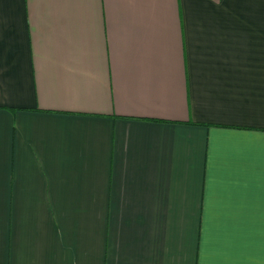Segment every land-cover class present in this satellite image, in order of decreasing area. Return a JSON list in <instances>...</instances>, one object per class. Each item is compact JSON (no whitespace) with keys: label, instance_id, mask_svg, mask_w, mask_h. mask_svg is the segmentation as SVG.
Masks as SVG:
<instances>
[{"label":"crops","instance_id":"obj_1","mask_svg":"<svg viewBox=\"0 0 264 264\" xmlns=\"http://www.w3.org/2000/svg\"><path fill=\"white\" fill-rule=\"evenodd\" d=\"M0 264H264V0H0Z\"/></svg>","mask_w":264,"mask_h":264},{"label":"trees","instance_id":"obj_2","mask_svg":"<svg viewBox=\"0 0 264 264\" xmlns=\"http://www.w3.org/2000/svg\"><path fill=\"white\" fill-rule=\"evenodd\" d=\"M151 120L162 121V120H159V119H151ZM188 123H190V124H197V123H194V122H192V121H189Z\"/></svg>","mask_w":264,"mask_h":264}]
</instances>
